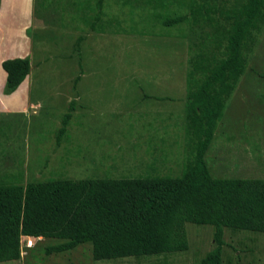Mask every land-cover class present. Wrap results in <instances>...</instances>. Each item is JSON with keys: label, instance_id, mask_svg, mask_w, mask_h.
<instances>
[{"label": "rangeland", "instance_id": "obj_1", "mask_svg": "<svg viewBox=\"0 0 264 264\" xmlns=\"http://www.w3.org/2000/svg\"><path fill=\"white\" fill-rule=\"evenodd\" d=\"M26 2L28 18L0 0L3 54L16 50L31 65L14 95L0 82V183L180 175L192 154L184 131L189 47L211 26L163 20L188 13L190 0H103L98 22L97 0ZM248 46V67L206 156L223 167L221 177L264 175L263 25ZM186 233L187 251L102 261L90 243L47 254L64 241L33 239L19 260L0 264H200L214 248L213 229L187 223ZM224 241L221 264H264V234L225 228Z\"/></svg>", "mask_w": 264, "mask_h": 264}, {"label": "trees", "instance_id": "obj_2", "mask_svg": "<svg viewBox=\"0 0 264 264\" xmlns=\"http://www.w3.org/2000/svg\"><path fill=\"white\" fill-rule=\"evenodd\" d=\"M225 1L190 0L188 13L163 20L167 26H211L189 47L184 131L192 154L181 174L1 182L0 263L20 259L24 237L64 241L47 248V254L90 243L95 261L184 252L186 224L192 223L213 229L214 248L200 264H221L225 228L264 234V179H216L204 160L248 67L251 36L264 26V0ZM96 7L98 22L103 0ZM1 68L5 91L11 94L31 65L28 58H14L4 60ZM69 117L64 116L57 137L64 135Z\"/></svg>", "mask_w": 264, "mask_h": 264}, {"label": "crops", "instance_id": "obj_3", "mask_svg": "<svg viewBox=\"0 0 264 264\" xmlns=\"http://www.w3.org/2000/svg\"><path fill=\"white\" fill-rule=\"evenodd\" d=\"M14 3H9V4H13V5H15L16 6V4L15 3H18L17 4V6L19 7V9H21V11L25 14L24 16H26L27 15V13L29 14V10L27 9L28 8V6H27V2H26V0H24L23 2H22V0H20V1H18V0H12ZM1 13V12H0ZM22 13V14H23ZM2 15L0 14V18H2L1 17ZM27 18H28V15H27ZM19 26H20V29L21 28H23V27H25L26 26V23H20L19 24ZM18 26V27H19ZM18 30V29H17ZM1 37V36H0ZM0 42H1V39H0ZM0 46H1V44H0ZM3 50L4 49H1V47H0V82H2L3 84H4V86H5V80H6V73H5V71L1 68V63L4 61V60H7V59H14V58H26L24 55V57H21V55H20V53L19 52H16V50L15 51H11V52H5L4 54H3ZM28 77V76H27ZM138 79H139V81H140V71H139V74H138V77H137ZM26 80V79H25ZM25 80H24V82H25ZM23 82V83H24ZM22 83V84H23ZM21 84V85H22ZM20 85V86H21ZM19 89V88H18ZM17 91V90H16ZM15 91V92H16ZM14 92V93H15ZM14 93H12L13 95H14ZM11 94V95H12ZM185 94H186V91H185ZM143 98L142 99H144V98H146V96L144 97V95L142 96ZM231 101H233V100H231ZM219 140V139H218ZM217 139H215V135H214V137H213V140H212V143L210 144V146H209V148L207 149V151H206V153H205V156H204V160H205V162H206V166H207V168H208V170H209V173H210V175L213 177V178H216V179H229V178H237V179H242V178H246V177H248V176H246V177H240V176H237V177H229V176H224V177H221V175H222V173L224 174V171L225 170H223L222 168V166H224V164L223 163H221L220 164V166L222 167V168H220L221 169V171L219 172V170H218V168L217 169H214L215 167H210L209 165H208V163H207V160H206V156H207V154H208V152L212 149V145L214 144V143H216L217 141H218ZM221 144H223V142L221 143ZM223 150V149H222ZM260 152V153H259ZM262 151H261V149H256L255 150V153L256 154H262L261 153ZM224 157V156H223ZM259 158H261V157H259ZM225 163V162H224ZM217 167V166H216ZM224 169H226V168H224ZM262 172V174H263V171H261ZM264 179V175L263 176H251V177H249V178H247V179ZM25 248H23V250H24Z\"/></svg>", "mask_w": 264, "mask_h": 264}, {"label": "built area", "instance_id": "obj_4", "mask_svg": "<svg viewBox=\"0 0 264 264\" xmlns=\"http://www.w3.org/2000/svg\"><path fill=\"white\" fill-rule=\"evenodd\" d=\"M33 237H24L21 240V256L23 255V248L31 249L34 247L35 242L33 241ZM41 238H36V240H40Z\"/></svg>", "mask_w": 264, "mask_h": 264}]
</instances>
